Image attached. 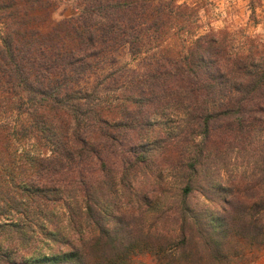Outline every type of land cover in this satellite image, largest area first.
<instances>
[{
	"label": "trees",
	"instance_id": "trees-1",
	"mask_svg": "<svg viewBox=\"0 0 264 264\" xmlns=\"http://www.w3.org/2000/svg\"><path fill=\"white\" fill-rule=\"evenodd\" d=\"M201 8L0 0V264L264 252V44L199 32Z\"/></svg>",
	"mask_w": 264,
	"mask_h": 264
},
{
	"label": "rangeland",
	"instance_id": "rangeland-1",
	"mask_svg": "<svg viewBox=\"0 0 264 264\" xmlns=\"http://www.w3.org/2000/svg\"><path fill=\"white\" fill-rule=\"evenodd\" d=\"M190 4H198L200 15L197 25L199 32H207L210 28L215 30L229 29L236 34L237 42H244L246 38H252L264 44V0H183ZM56 10L53 12L52 20L59 22L65 18L78 15L86 0H53ZM176 42L182 43V38H176ZM124 61H128L126 53ZM252 168L249 159L235 160L230 165L223 167L225 179L245 176ZM224 172L226 174H224ZM201 200V198H199ZM197 202V201H196ZM136 264H157L151 256L140 257ZM244 264H264V252L256 258Z\"/></svg>",
	"mask_w": 264,
	"mask_h": 264
}]
</instances>
